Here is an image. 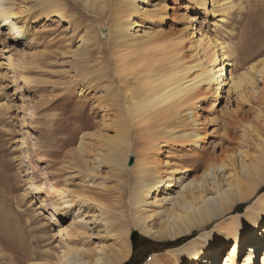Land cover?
<instances>
[{"label":"rangeland","instance_id":"obj_1","mask_svg":"<svg viewBox=\"0 0 264 264\" xmlns=\"http://www.w3.org/2000/svg\"><path fill=\"white\" fill-rule=\"evenodd\" d=\"M50 1L60 2L71 21L51 15ZM2 3L24 35L15 37L0 20V264H56L61 251L76 248L82 249L78 259L91 260L101 249L127 246L129 255L119 264H171L180 246L255 208L264 196V178L246 198L181 240L147 236L134 220L136 213L147 214L149 226L159 225L171 198L193 176L229 154L240 170L260 149L264 0H131L130 7L123 0ZM117 22L123 28L115 29ZM199 29L235 51L233 76L246 73L252 84L228 92L229 85L216 90V82L203 81L199 74L207 61L195 45ZM144 30L154 32L152 45L136 44ZM230 68L223 69L227 81ZM167 74L171 79L160 82ZM151 82L158 85L150 88ZM193 131L195 137L183 136ZM124 133L127 138L119 142L124 160L118 166L113 155L121 153L106 142ZM136 173L157 179L132 213ZM216 174L222 185L233 179L227 172ZM50 184L65 195L57 196ZM205 190L213 193L209 186ZM100 208L124 216L115 225L128 230L126 243L117 228H104ZM81 218L76 224L82 233L72 234L71 224ZM61 229L68 235L59 234ZM225 252L218 249L220 257ZM177 256L178 264H186ZM260 258V252L254 255V261Z\"/></svg>","mask_w":264,"mask_h":264},{"label":"bare ground","instance_id":"obj_2","mask_svg":"<svg viewBox=\"0 0 264 264\" xmlns=\"http://www.w3.org/2000/svg\"><path fill=\"white\" fill-rule=\"evenodd\" d=\"M2 1L3 0H0V20L4 25L7 24L9 26V29L12 30L15 37L23 36L24 30L21 28V26H17L16 23L12 21L11 18L13 17V14L6 6L3 5ZM123 1L127 6H132L130 3L131 0ZM191 1L202 3L206 0ZM211 1L212 3H224L226 0ZM61 5L62 4L60 2L50 1L47 4L48 11L51 13V15L58 16L59 19L61 18L63 20L71 21V18L67 16L65 11H63ZM104 7H106L105 2H102L100 8L104 9ZM114 28L119 30L123 28V24L117 22ZM153 42L154 32L149 30H144L143 35L137 41V43L135 41L136 44L143 43L147 45H152ZM195 45L201 48L203 57L207 61V67L206 65H201L202 70L199 75L200 77H203V81H205L208 85L212 82H216L217 90L223 83V85H229L227 89L228 92L230 90L235 92H242L245 86L252 84L249 76L246 73L233 76L234 68L237 62L236 57L232 56V52L234 50L220 41L217 36H215L211 40L210 38H208L206 32L199 29V37L195 40ZM217 61L220 62L219 66L215 64ZM224 66L232 67L229 69L228 81L226 78H224ZM171 77L172 74H167V77L160 80V82H167L169 79H171ZM157 85L158 83L151 82L149 87L154 88ZM187 91L188 89H185V92ZM188 135H193V137H195L197 134L195 133V131L191 133H183V136ZM126 136L127 135L125 133L120 134L118 136V139H108V141L106 142L107 145L112 147L115 153H121V156L119 157L113 155L114 158L112 162L114 164H117L118 166L123 164V155L125 154L122 151L123 149L121 148L119 142L122 143L125 138H127ZM83 149L84 146L81 140L78 145V150L83 151ZM239 153L242 154V152ZM232 156L233 154L224 156V158L221 159L219 163L210 164V167H207L204 170L202 176H193L188 182H186L178 191L176 196L171 198V209L168 212L162 213V221L159 225L149 226L147 224V220L150 216L147 214L142 216L140 213H136L134 215V220L137 222L140 231L147 236H151L157 239L177 238L180 236L181 240V235L185 234L190 229L205 222L206 220H209L210 218L216 217L222 211L230 209L235 200L246 198L248 195H250L257 187V184L264 178V138L260 149H258L251 157H249L248 163L246 165H241L240 167V170L242 171L241 174L248 178L246 181L241 180V175L239 172L240 170L239 168L237 170V168L234 166V160L232 159ZM83 164L85 165L86 169H89V165L87 164V162L83 161ZM96 164L92 165L90 171H94ZM218 170L220 172L223 171L224 174H226L227 172V177H233V179L225 182V188L223 187L224 185L220 183L217 177L216 173ZM136 174H138L139 176H137L133 195L131 196L129 201L132 206H130V210L132 213L138 211L139 205L143 201H145V198L148 196L149 192L155 189L157 179V177H155L152 173ZM207 186H209L213 191L211 195H208L206 193L207 191L205 190V188ZM50 188L51 191L57 194V196L62 197L66 193L64 189H57L51 184ZM70 206V201L66 200L65 207ZM100 215L102 218L101 220L105 224L104 228L106 230H109L110 228H117V231L119 232L118 234L122 233L121 241L124 242L128 235V230L125 228V226L121 229L120 227H116L115 225V221L120 220V218H123L124 216L121 214L119 216L110 215L108 212L104 211L101 208ZM263 220L264 196L258 198V203L254 209L246 210L241 214H233L228 221L216 223L210 230H206L200 233L196 239H192L185 245L180 246L176 252H173L174 258H172L171 264L179 263V258L177 255H180L181 260H185L186 264H211L213 262H215V264H264V244L262 245V243H264ZM81 221L82 218L79 221L71 224L72 226H74L72 234L76 233L77 235H79L80 233H82V231L77 228L76 224ZM64 231V229H61L58 230V233L67 236L68 231ZM243 238L245 239V242L243 241ZM126 241L124 243H126ZM170 241L171 240H168L166 242L171 243ZM167 243H165V245H167ZM244 243L249 246V250L246 255V250L244 249L247 248ZM198 245L201 246L200 250L197 249ZM218 247L222 249L226 248V252L222 257H220V253H218ZM127 248H125L124 250L109 249V252L101 249L100 253H96L91 260L84 259L83 256L78 259V256H80L79 252L82 250L80 248L71 249L68 251L63 250L61 251V255L59 256L60 260L56 264H119L129 255L130 249L128 250ZM258 252L261 253V258L254 261V255ZM244 255L245 257H243ZM66 256H68L69 259H67ZM148 264L164 263H159L156 260L154 262H149Z\"/></svg>","mask_w":264,"mask_h":264},{"label":"trees","instance_id":"obj_3","mask_svg":"<svg viewBox=\"0 0 264 264\" xmlns=\"http://www.w3.org/2000/svg\"><path fill=\"white\" fill-rule=\"evenodd\" d=\"M131 238H132V236H131ZM143 260V257H141V261ZM128 262V261H127ZM127 262H125L124 264H127Z\"/></svg>","mask_w":264,"mask_h":264}]
</instances>
